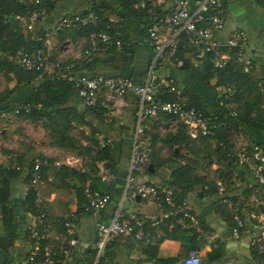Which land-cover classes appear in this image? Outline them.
I'll return each mask as SVG.
<instances>
[{"label": "crops", "instance_id": "1", "mask_svg": "<svg viewBox=\"0 0 264 264\" xmlns=\"http://www.w3.org/2000/svg\"><path fill=\"white\" fill-rule=\"evenodd\" d=\"M224 1L226 19L224 27L216 37L224 42L235 31L245 32L247 53L254 66L252 77L258 82L257 93L252 90L251 85L236 82L239 84L238 95L230 108L238 112L247 111L250 120L264 126V3L257 0ZM131 2L106 0L99 11L105 27L125 33L130 55L122 67L114 61L105 63L106 57L102 53L87 55L93 32L80 30L50 34L49 44L44 47L48 59L70 65L75 75L94 76L108 73L128 78L135 84H142L154 54L146 33L151 19L143 17ZM199 2L200 0H191L190 9L194 10ZM41 7L47 11L48 16L44 21L33 25L32 30L26 28L28 17L18 13L14 15L15 20L20 21L24 41L30 47L39 44L42 46L46 36L55 31L61 19L86 15L90 0H45ZM151 7L162 14L171 8V1L163 0L161 5ZM161 33L165 38L172 35L168 28L162 29ZM185 51L180 56L194 61L192 54ZM89 63L94 65L88 66ZM193 67L200 71L202 63L193 64ZM48 73H52V68L48 69ZM154 73L157 95L160 98L172 99L171 94L166 93L167 83L172 80L189 93L190 99L198 104L206 116L218 114L222 110L224 81L220 77L215 75L210 81L201 82L195 77L199 73L179 68L169 60H162ZM10 78L7 89L16 86L12 74ZM45 80H51L48 85L52 83V78ZM29 95L30 88L19 86L11 101L14 105L22 103L28 100ZM65 97L67 98L59 101L58 106L46 112L50 116L54 115L46 123L43 117L38 120L0 117V168L15 172L4 186L2 184L1 187L0 184V264H27L29 255L40 250L42 253L50 250L56 255V262L61 261L59 264H86L97 237V224L108 223L120 204L131 155L136 96L130 93L123 99L120 102L121 115L111 119H98L75 94ZM56 109L62 112L55 115ZM22 126H26L27 133L22 131ZM182 129L178 120L166 115H159L149 121L143 142L149 155L148 167L151 166L152 170L146 168L136 176V181L165 185L179 164L188 166L189 173L193 175L189 180L195 191L188 194L186 201L193 209L196 223L188 228L178 226L184 231L178 234L179 239L164 238L158 243L160 238L167 235L169 220L164 218L165 212L150 200L124 204L120 209L123 220L128 221L135 215L143 221L145 229L135 230V237L126 236L113 241L108 249L106 262L182 264L190 252L195 251L200 258V264H264V258L251 246L252 239L259 233V227L246 216V211L252 208L256 182L244 168L237 167L234 174L230 175V189H225L223 193L218 190L217 193L209 195L208 187L217 186L220 189L222 184L219 176L224 175L225 171L229 173L219 151L222 141L219 138L189 139ZM242 133L228 128L227 140L234 149L248 148L254 143L264 149V128L257 130L246 126ZM94 139L98 143L102 139L108 141L107 147L111 149L109 160H99L97 147L93 144ZM70 156L82 159V166L74 169L78 176L69 177L64 172L57 173V163ZM39 157L48 165L42 185L49 214V235L44 247H36L31 240L29 232L35 221L25 205L30 190L25 181V168ZM91 158L95 163H92ZM101 164L112 170V178L105 183L98 181L93 172L95 166ZM14 167H20L21 172L14 170ZM84 177L94 180L92 189L110 195L111 203L103 210L78 212L75 190L82 185L84 187ZM236 210L243 213L244 228L240 237L235 239L232 229ZM68 215L76 217L77 244L73 247L69 246L61 225V220ZM154 236H159V239L152 241ZM153 247H156L155 253L151 251Z\"/></svg>", "mask_w": 264, "mask_h": 264}, {"label": "built area", "instance_id": "2", "mask_svg": "<svg viewBox=\"0 0 264 264\" xmlns=\"http://www.w3.org/2000/svg\"><path fill=\"white\" fill-rule=\"evenodd\" d=\"M16 5L31 7L32 11L28 17L26 28L32 30L33 25L44 21L48 13L41 7L45 0H10ZM171 8L162 14L156 15L149 23L147 30L148 41L153 47V57L148 65L147 74L141 85L134 84L131 80L121 77H109L103 74L90 77L87 75H75L72 67L62 61L51 62L45 48L49 44L48 37L55 32L66 30H86L97 26L99 19L96 11L99 9L100 0H90V8L86 15H73L61 19L54 29L49 33L43 45L34 51L20 48L9 55V59L22 69L38 72L40 75L35 82L37 87L43 80V75H53L55 79L64 81L77 90V96L86 107L94 108L98 105L103 109V117L111 119L121 115L120 102L133 93L137 97V108L135 112V127L132 136V149L128 163V172L125 178V185L120 204L108 223L97 224V237L92 247L94 257L91 264H108L105 260L107 247L115 240L129 236L133 231L130 220L138 225V231L142 230V221L135 215L130 220H123L120 209L124 204H134L137 196L145 200L153 201L158 209L165 212L166 219L169 220L168 231L176 226L188 228L196 223L193 209L187 201L177 203L173 196V190L164 187H156L154 184L140 183L136 181V176L142 173L149 165V155L144 146L143 138L147 131L150 120L159 115H166L178 120L183 126L186 136L190 139L211 138L217 136L218 126L214 120L208 119L204 114L193 106H189L184 89L176 82L170 80L167 83V91L172 95V100H164L157 95L155 85V69L162 60L173 61L177 66L182 62L175 57L176 48L180 35H184L189 46L199 49V57L206 54L211 55L210 63L213 70H221L232 61L238 65L244 74H251L254 66L253 61L247 53V36L243 31L233 32L229 38L220 42L216 34L224 27L226 19V7L224 0H200L198 6L190 9L191 0H170ZM264 3V0H257ZM163 0H134V7L137 10H144L148 6L156 7L161 5ZM168 28L172 35L165 38L161 31ZM108 47L115 49L122 55L129 57V47L125 40V33L122 30H114L113 33L97 32L92 33L87 55L98 50H106ZM233 50V54L224 51ZM52 68V73L48 69ZM226 99L231 98L235 92L233 86L224 88ZM21 110L28 112L29 106L18 107L14 114ZM236 114L233 113V116ZM8 113H1L0 117L5 118ZM108 141L102 139L99 148H104ZM234 156L239 167L245 169L247 174L256 182L251 207L253 209L264 207V151L261 147L253 145L248 148L234 149ZM82 159L70 156L57 163V166H66L76 169L82 166ZM98 175L102 183L110 181L112 172L101 165H97ZM20 170V167H14ZM30 172V187L33 189L32 208L36 212L34 225L31 228V240L35 241L36 247L40 242L47 239L49 235V225L47 223L48 209L46 199L42 191V164L37 158L33 161ZM220 192L223 191L221 187ZM85 211L96 212L101 210L108 202L109 197L102 195L92 189L90 182L85 183ZM249 218L256 222L259 227L258 235L252 239L251 246L255 252L264 257V214L254 210L249 213ZM234 226L232 229L233 238H239L244 228V220L240 212L236 210L233 215ZM76 217L68 215L64 223L65 237L69 246L77 244L75 237ZM137 231V230H136ZM199 233L202 231L198 230ZM159 239V236L152 237V241ZM46 250V249H45ZM66 253V251L64 252ZM56 255L50 250L41 253H32L27 259V264H57ZM182 264H200V258L195 251H191L188 258Z\"/></svg>", "mask_w": 264, "mask_h": 264}, {"label": "trees", "instance_id": "3", "mask_svg": "<svg viewBox=\"0 0 264 264\" xmlns=\"http://www.w3.org/2000/svg\"><path fill=\"white\" fill-rule=\"evenodd\" d=\"M100 1L101 2H100L99 9L96 11V14H97L98 19H99L97 26L90 27L86 30L83 29L80 31H84V32L89 31L91 33L92 32L93 33H97V32L113 33L114 30H117V29H108L107 27L104 26V22H101V17L99 15V11H100V7L103 6V4H104V2H106V0H100ZM131 1H132L131 3L134 5V0H131ZM31 11H32L31 7L16 5L13 2H11L10 0H0V66L3 63L7 64V62H9L11 64L9 66V72L13 75V78L16 81L15 88L6 89V90L0 92V115H1V113H8L9 116H14L16 118H21V119L25 118L26 120H28V119L38 120V119H42V117H43L45 119L44 122L46 123L48 120L53 118L52 116H54V115L50 116V113L48 115V113H46V112L49 109L58 106L59 101H62V99L67 98L65 96L70 95V94L77 95V90L74 86H72V85H70L64 81L55 79V77L53 75L48 76L47 74L43 75L42 80H45L46 78H52V83L50 85H43L41 82L37 87H35V82L37 81L40 74L38 72L27 71L25 69H22L21 67H19L17 64H15L13 61H11L9 59V55L12 54L13 51L18 50L20 48H25L29 51H34L37 48L41 47V44H39L36 47H34L33 45H32V47H30V45L26 44V42L24 41V38L21 34L22 31H21V27H20V23H19L20 21L15 20V17H14V15H16L17 13L20 14L21 16L29 17ZM138 11L141 12V15L143 17H147V19L150 18L151 20L154 16L160 14V12L157 9H152L151 6H148L144 10H138ZM150 19H148V20H150ZM149 26L150 25H148V27ZM148 27L146 28V33L148 30ZM185 50H187L189 52V54H192L194 61L186 59V57L180 56V54L186 52ZM224 51L229 52L230 54H233V50L229 51V50L225 49ZM95 52L98 54L102 53L106 57L105 63H109V62L114 61L116 64H120V65H118L119 67H122V65L126 64L127 60H129V57H126V56L122 55L121 53H119L115 49V47H108V49H106V50H98ZM95 52H93V53H95ZM198 53H199V49H196L194 47L189 46L187 43V39L184 35L179 36V40H178V44H177V48H176V54H175V57L182 62V64L179 66V68L193 70V73H199V75H196L195 77L197 78V80H199L201 82H208L212 78H214V76L216 75L217 77H220L222 82L224 81L223 82L224 88L226 86H233L234 90H235L233 96L231 98H227V99H226V94L224 91V96H223L224 100L222 99V106H223L222 110L218 114H215L212 116H206V114L198 106V104L194 103L190 99L189 93L183 88L185 91V95L187 97V102H188L189 106H193V107L197 108L198 110H200L206 118L214 120L218 126L216 138H219V140L222 141V147L219 149V151H221V155L224 158L225 166L229 172V173H227L225 171V172H223L224 175L219 176V180L221 181V184L223 187V191L220 193H223V192H225V189H230V186H232L231 181H230V175L234 174V170L237 167H239L237 164V159L234 156V147L227 140L228 139V136H227L228 128L231 129V131H233V132H237V133H241V134H243L242 129L246 126L252 128V129H257V130H263V128H264L263 125H258L255 120H250L249 119L250 116H249V113L247 111L238 112L237 110H233L230 108V105H232L235 102L236 97L238 95L239 84H237L236 82L240 81V82H242V84L251 85L252 90L253 91L256 90V93L258 90L256 87L258 82L255 81V79L252 77L253 71L251 74H244L241 71L240 67L238 65H236L235 63H233L232 61H230L227 64V66L221 70H213L212 64L210 63L211 55L206 54L204 57L198 58ZM4 61H6V62H4ZM198 62L202 63V67H201L200 71H198V69L193 67V64H197ZM91 64L92 63H89L88 66L94 65V64H92V65ZM72 71L74 73V69H72ZM101 74L109 76V77H121V76H117V75H110L108 73H101ZM96 75H99V74H96ZM96 75H94V76H96ZM94 76L90 75V77H94ZM121 78H125V77H121ZM136 85H141V84H136ZM19 86H22V88L23 87L30 88V95H29L27 101L14 105L13 102L11 101V99L14 97V95L16 93V89ZM263 87H264V85H263ZM166 93L169 94L167 89H166ZM258 93H259V91H258ZM25 106L30 107V110L28 112H25V110H21L18 114L13 113L14 110L17 109L18 107H21L23 109V107H25ZM136 108H137V105H136ZM136 108H135V112H136ZM89 109L92 111V113H94L95 116H97L98 119L104 118L103 117V109L99 105L97 107L89 108ZM61 112L62 111H60V109H56L54 111V114L59 115ZM135 112H134V127H135ZM233 113H235L236 115L233 116ZM168 117H170V116H168ZM171 118H173V117H171ZM182 128H183V126H182ZM182 130H183L184 135L186 136L184 128ZM133 132H134V129H133ZM132 136H133V133H132ZM186 137H188V136H186ZM216 138H214V139H216ZM207 139H211V138H199V140H207ZM196 140H198V139H196ZM93 144H94V146L97 147V153H98L99 160H105V161L109 160V153L111 152V149H110V147H107L108 144L104 148H99V143L95 139L93 140ZM254 145L261 147V145H258L255 143H254ZM131 149H132V143H131ZM131 149H130V152H131ZM263 151H264V149H263ZM90 157H91V152H90ZM39 160L41 161V164H42V180L44 181L45 172H46V169L48 168L47 167L48 165H46V163H44L45 160L42 157L41 158L39 157ZM129 160H130V157H129ZM91 161H92V163H95L94 162L95 160L93 158H91ZM149 163H150V161H149ZM32 165H33V161L27 168H25V169H27L25 171L26 172L25 181L27 182V184L29 186H30V172H29V170L31 169ZM20 170H21V168H20ZM20 170H16V171L21 172ZM56 170H57V173L60 174V173L64 172V173H66L65 175H69V177L78 176L77 171H75L74 169L68 168L66 166H58ZM93 172H94L95 176L98 175L97 165L93 169ZM111 172H112V170H111ZM14 174H15L14 171H6L5 169L0 168V184H1V187H2V184L4 186L5 182L9 178H11V176H13ZM79 176H82V175H79ZM192 176L193 175L191 173H189L188 166H184V165L179 164L176 167V169L174 170L173 174L169 177V179L165 185H155V186L156 187L167 186L168 188H171L173 190V196H174L175 200L177 201V203H181V202L186 200L189 193H193L195 191L193 184L191 185V182L189 180ZM84 178H85L84 187L82 185L80 188H78V189L76 188V190H75L77 201H78V207H79L78 212H80V213L87 212V211H85V204H86L85 183L88 180L91 184V187H92V184L94 181V180L91 181L90 179H86V177H84ZM96 179L98 181H100V179L98 177ZM146 184H149V183H146ZM207 190H208L209 195L215 194L218 192L219 187L212 186V187H208ZM100 194L107 195L109 197L107 204L101 209V210H103L104 208H106V206L108 204L111 203V197L108 193H102L101 192ZM33 195H34L33 189L30 187V190H29L28 195H27L26 200H25V205L27 207V210L32 214V216H36V212L32 208ZM258 209L259 210H257V209L255 210L253 208H250L249 210H247L246 211L247 219L250 220L248 215L250 212H252V210H254L258 213L264 214V207H262V208L260 207ZM115 211H114V213H115ZM239 212H240L241 216L243 217V213L241 211H239ZM114 213H113V215H114ZM66 217L61 220V225L63 228L64 235H65L64 223L66 221ZM243 220H244V218H243ZM140 221H142V220H140ZM130 222L132 224L133 231L131 232V234L129 236L135 237L136 236L135 230L138 231V225L133 220H130ZM47 223L49 225V216L47 217ZM142 228L145 229V224L142 225ZM29 233H30V237H31V231ZM182 233H184V231H182V229H180V227H178V226H176L170 232L167 229L166 237L160 238L158 243L162 242V240H164V238L179 239L180 236L178 234H182ZM33 242H35V241H33ZM45 244H46V241L39 243V245L43 246V247ZM110 246L111 245H109L107 247V250L105 252V260H107V256H108L107 252H108V249ZM69 250H72V249H69ZM151 251H153V253H155L156 247H153L151 249ZM41 253H42V250L38 251L39 256L41 255ZM62 253H63V251L60 254H62ZM153 255H154V257H156L155 254H153ZM93 257H94V251L91 250L88 259H86L87 260L86 264H91ZM260 257H262V256H260ZM262 258H264V257H262ZM60 262L61 261L58 260L56 263L59 264Z\"/></svg>", "mask_w": 264, "mask_h": 264}, {"label": "rangeland", "instance_id": "4", "mask_svg": "<svg viewBox=\"0 0 264 264\" xmlns=\"http://www.w3.org/2000/svg\"><path fill=\"white\" fill-rule=\"evenodd\" d=\"M6 62V61H4ZM3 65V66H2ZM0 66V92L4 91L7 89V87L10 84V72H9V66L11 65L9 62H7V64H2ZM25 119V118H22ZM22 131H26L27 133V129L26 126H22Z\"/></svg>", "mask_w": 264, "mask_h": 264}, {"label": "water", "instance_id": "5", "mask_svg": "<svg viewBox=\"0 0 264 264\" xmlns=\"http://www.w3.org/2000/svg\"><path fill=\"white\" fill-rule=\"evenodd\" d=\"M50 82H51V80H43V81H42V84H43V85H48ZM148 170H152V167L149 166V167H148ZM135 200H136L137 202H139V201H141V200H145V199L141 198L140 196H137Z\"/></svg>", "mask_w": 264, "mask_h": 264}]
</instances>
